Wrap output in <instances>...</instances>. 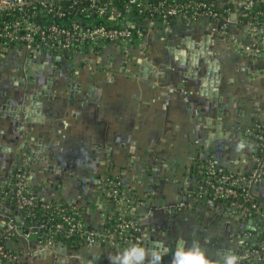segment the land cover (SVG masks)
I'll return each instance as SVG.
<instances>
[{
    "label": "crops",
    "instance_id": "0c3cea01",
    "mask_svg": "<svg viewBox=\"0 0 264 264\" xmlns=\"http://www.w3.org/2000/svg\"><path fill=\"white\" fill-rule=\"evenodd\" d=\"M208 1L233 14L242 0ZM227 31L215 37L200 23L175 20L147 31L143 53L112 44L71 55L8 51L0 57V190L12 191L11 167L25 165L39 199L74 205L84 224L101 233L92 246L70 250L65 244L67 253L86 264L94 256L97 264H111L109 257L122 251L104 241L109 204L103 187L110 170L141 201L135 212L142 230L167 247V257L172 259L179 244L198 242L212 264H223L229 254L238 258L254 225L212 200L193 165L197 158L203 164L212 159L219 172L246 175L257 167L260 153L247 131L264 126V42L254 43L237 18ZM205 35L214 40L205 58L219 65L217 106L202 88L205 58L199 69L181 63L184 42H200ZM30 58V69L51 63L53 68L34 69L35 81L21 86ZM49 77L53 82L39 111L31 110L29 95L41 92ZM19 105L27 110L18 119L3 110ZM211 133L219 136L211 140ZM253 194L264 200V180L254 184ZM10 217L0 211V236ZM39 238L32 233L29 247H38ZM15 243L19 259L0 264H60L51 252L39 257L20 238Z\"/></svg>",
    "mask_w": 264,
    "mask_h": 264
},
{
    "label": "built area",
    "instance_id": "2783aa9c",
    "mask_svg": "<svg viewBox=\"0 0 264 264\" xmlns=\"http://www.w3.org/2000/svg\"><path fill=\"white\" fill-rule=\"evenodd\" d=\"M260 3L264 5V0H242L236 8L237 19L240 16L250 18L244 25L249 28L254 43L264 42V20L258 19L263 13L260 10L252 12ZM231 14L230 9L222 11L208 0H0V57L13 48L26 49L35 56L43 52L71 55L86 46L106 44L143 53L147 31L157 24L167 25L171 20L200 23L210 28L215 37H226ZM253 128L247 132L252 135L251 140L261 157L256 158L257 167L251 175L219 172L212 159L204 164L199 158L193 162L198 175L207 184L211 199L217 203L224 200L227 210L234 211L239 220L254 225L244 237L245 250L238 256V264L264 262V200L253 194L254 184L264 180V126L257 124ZM109 172L103 187L109 204L104 226L109 222L113 224L103 227L108 238L104 241L119 251L133 243L144 247L148 235L142 230L141 219L135 212L142 203L134 191L123 187L120 178ZM10 177L11 189L16 192V210L21 212L19 226L23 233L13 231L15 220L10 217L0 236L5 240V246L0 245V260L17 261L22 251H18L15 240L21 236L28 240L32 233L44 229L45 225L25 220V211L36 207L39 199L31 189L27 167L13 165ZM7 198L0 190L1 207L10 208L5 203ZM40 201L45 214L49 213L53 205L49 201ZM68 205L67 208L58 205L61 211L69 210L73 214L63 215L62 223L54 227V232L64 237L78 233L85 238L87 246H92L101 233L86 229L82 212L74 205ZM13 211L11 209V213ZM41 243L53 247L58 244L53 236L41 240ZM63 246L66 247L64 243Z\"/></svg>",
    "mask_w": 264,
    "mask_h": 264
},
{
    "label": "water",
    "instance_id": "95a60500",
    "mask_svg": "<svg viewBox=\"0 0 264 264\" xmlns=\"http://www.w3.org/2000/svg\"><path fill=\"white\" fill-rule=\"evenodd\" d=\"M236 18H237L236 13L231 14V20L232 21H235ZM213 42H214V40L210 35H205L200 42H194V41L189 40V39L186 40L184 43L186 44V47L188 49H187V51L182 50L180 52L181 54H183L181 56V63L184 64L185 66H188L189 68L199 69L202 66V59L205 58V55L206 54L211 55V51L209 48ZM28 60L29 61H27V64H26L27 68H26V72H25V78L22 79V81L19 83L21 86H26L27 80H29L32 83L35 81L34 75L32 73L34 69L35 70H39V69L43 70V69H45V67L53 68V64L51 63L47 66L45 64L34 65V68L30 69L31 58ZM209 60H210L209 58H205V60L203 61V62L206 61L209 65H208V72L202 78V82H203L202 88H203L204 94L213 98V103L215 106H217V101H218L217 93H218V87H219V76H218L219 65H218L217 59H213V61L211 60V62ZM145 65H146V63H145ZM52 82H53V77H49L47 80V83L42 87L41 92L34 91L31 95H29V102H30L31 110L39 111L40 106H41L40 98L42 95H45L47 90L50 89ZM8 104H11V103H8ZM7 106L3 107V110L8 112V114L13 116L15 119H18V117H17L18 112L27 110V106H25V105L24 106L19 105L17 107L12 108V109L11 108L9 109ZM221 114H222V111L220 109L219 115L221 116ZM20 127H21V124H20ZM218 128H220L219 125H218ZM218 136H219L218 133H211L210 139L214 140ZM253 145L255 147V143H253ZM11 187H12V184L9 185V188H11ZM0 211L4 212L6 214L11 213L10 208L1 207V206H0ZM11 214L14 216L15 225H16V228L13 231L17 232V234H22L23 228L21 226H19L21 212L18 210H15ZM20 238L26 244L28 252L36 254L39 257H42L46 253L51 252L52 254H54L55 256H57L59 258L60 264H69V260L74 259V258L78 259L80 261V264H86L85 261L81 257L67 253L66 247H64L63 243L60 241L57 242L58 244L55 247L49 246V245H44V243H41V245H39V247L30 248L28 240L25 239V237H23V236H21ZM39 241L41 242V239H39ZM161 243L162 242H159L156 240V237L154 235H149L148 236V242L145 244L144 248L147 251V250L152 249L154 247H158ZM160 251L163 252L164 249L160 248ZM168 252H169V250H168ZM168 252L164 255L163 260H162V264H172L171 257L166 256L168 254ZM97 263H98V256H94L93 259L88 264H97ZM145 264H147V262H145Z\"/></svg>",
    "mask_w": 264,
    "mask_h": 264
},
{
    "label": "clouds",
    "instance_id": "9594fccd",
    "mask_svg": "<svg viewBox=\"0 0 264 264\" xmlns=\"http://www.w3.org/2000/svg\"><path fill=\"white\" fill-rule=\"evenodd\" d=\"M160 248L164 251L161 252ZM168 252L167 247L161 243L158 247L145 250L138 244H130L122 252L110 256L111 264H162L164 255ZM172 264H212L207 256L206 250L198 242H193L190 246L179 244L172 254ZM223 264H238L235 254H229L223 260Z\"/></svg>",
    "mask_w": 264,
    "mask_h": 264
},
{
    "label": "trees",
    "instance_id": "16d2710c",
    "mask_svg": "<svg viewBox=\"0 0 264 264\" xmlns=\"http://www.w3.org/2000/svg\"><path fill=\"white\" fill-rule=\"evenodd\" d=\"M228 9H230L231 11L233 10L232 8H228ZM258 10H260L263 13V14L259 15V17H258V19L262 22L264 20V5L261 3L256 5L252 12H255ZM249 20H250V18L248 16L238 17V21L241 22L242 24L247 23ZM174 22H175V20L170 21V23H174ZM259 157H261V154L259 155ZM27 171H28V169H27ZM15 193H16L15 191H7V190L5 191V194L8 196V198L5 200V203L12 210H16V195H15ZM220 202L224 203L225 201L221 200ZM41 203L42 202L40 201V199H37V206L33 207L31 210L27 209V211H25V214L27 215V216H25L26 222L35 223L37 221V222L44 223V225H45L44 229H42V230L37 229L35 231L38 234V236L40 237L39 239L44 240L47 237L53 236V240L55 242L63 241V243L66 244L70 250H76V249L80 248L81 246L86 245L85 238L81 237L78 233H74L71 237H64L63 235H60V234H57L54 232V227L58 223H62V216L63 215L72 216L73 213L70 212L69 210L61 211L60 207H58V205H61V207L67 208V207H69L68 204H65V203L53 204L52 202H50L53 205V207L51 208V211L49 213L45 214V211H43V209L40 207ZM52 211L54 212L53 215H51ZM112 224L113 223L109 222L104 227H106V228L111 227ZM86 229L94 230L88 226H86ZM94 231H96V230H94ZM0 245L5 246V240L4 239H0Z\"/></svg>",
    "mask_w": 264,
    "mask_h": 264
}]
</instances>
